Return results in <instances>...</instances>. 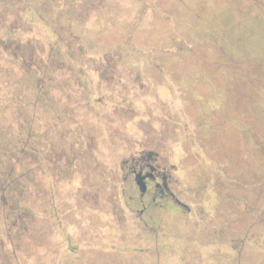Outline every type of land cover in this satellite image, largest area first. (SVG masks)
Returning a JSON list of instances; mask_svg holds the SVG:
<instances>
[{"label":"rangeland","instance_id":"1","mask_svg":"<svg viewBox=\"0 0 264 264\" xmlns=\"http://www.w3.org/2000/svg\"><path fill=\"white\" fill-rule=\"evenodd\" d=\"M156 1L0 0V264H264L232 212L264 223V0ZM109 21L127 43H92ZM140 150L173 167L160 209Z\"/></svg>","mask_w":264,"mask_h":264},{"label":"flooded vegetation","instance_id":"2","mask_svg":"<svg viewBox=\"0 0 264 264\" xmlns=\"http://www.w3.org/2000/svg\"><path fill=\"white\" fill-rule=\"evenodd\" d=\"M122 0H78V4H79V8L83 9L84 11L86 10H94L96 9L99 12H103L105 11L104 7L108 6L112 9H114L116 6H118L119 4H121ZM143 2V8L144 9H152L154 10L155 8V4H156V0H140ZM104 8V9H103ZM106 12V11H105ZM108 20L105 18V24L107 23ZM110 22V21H109ZM111 23V22H110ZM114 27V29H113ZM91 41L92 43H103L105 45H108L109 48L111 46H118L120 43L122 42H126L127 41L123 38V34L120 32V30H118V28L116 29V27L114 26V24L111 23V26L109 27L108 25H106L105 27L101 28L100 30H97L91 37ZM137 42H139V40H134V43L137 44ZM111 50V49H109ZM112 56H109L108 59L105 60H110L112 61L114 58ZM114 61V60H113ZM122 61V60H120ZM118 61V62H120ZM99 67H97L96 69H100L103 68L104 65H102L101 63L98 65ZM103 97H98L95 99V103L96 105L99 104H103ZM89 105L91 107V105L88 103V99L86 98V103L85 105ZM70 132V130H65L62 133H60V136H66V133ZM81 149L80 143L78 146V149L76 148L77 152L82 155L84 154L86 151L85 150H79ZM154 153L146 151V150H140L137 151L135 154H132L129 159L124 162L122 171L124 174L128 175L130 178H132L133 184L136 186V188L138 189L139 192V196L144 198L146 195L149 196L150 201L153 202V206L155 205L156 207H159L158 209L161 208V205H158L156 202L159 201V203L161 202H169V200L171 198H167L166 193H168L169 196H171L172 194H170L169 189H168V182L171 179V175H170V169H173V167H171L169 170L168 168L162 166L160 163L157 162V159L154 158ZM74 156H71V158H73ZM216 165H211V167H215ZM219 165H217L216 167L221 170L222 167H219ZM219 170L216 173H219ZM251 179V178H250ZM223 185V183L217 182V185ZM212 189H220L219 187H214ZM171 201V200H170ZM156 203V204H155ZM235 205H233L235 207V209H232V212L235 211H239L246 209V212L249 214V216L251 215V217H253V221H251L249 224L247 223H237L236 225L232 226L231 229L235 230L234 232H240L241 229L244 227L245 224L248 225L249 229H252L254 231V229H258V230H264V229H260L261 227H264V223L260 222L259 220L261 219L260 213L258 212L259 210H257V208H255L254 206V201L252 200H248V201H242V202H236L234 203ZM264 206V205H263ZM169 207L174 208V207H180L182 208L183 212H187L190 211V209L180 203L178 200L176 199H172V203H169ZM222 216V215H221ZM226 218L228 216H225ZM224 219V217H223ZM217 220L219 221V223H222L221 220H219L217 218ZM211 225L213 227H216L214 225L213 222H211ZM217 228L218 225H217ZM217 228H215L217 230ZM223 231H220L218 233H216L217 235H222Z\"/></svg>","mask_w":264,"mask_h":264}]
</instances>
